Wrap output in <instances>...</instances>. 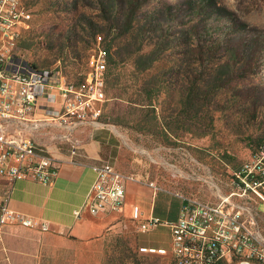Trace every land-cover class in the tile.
<instances>
[{
    "label": "rangeland",
    "instance_id": "374dc122",
    "mask_svg": "<svg viewBox=\"0 0 264 264\" xmlns=\"http://www.w3.org/2000/svg\"><path fill=\"white\" fill-rule=\"evenodd\" d=\"M22 1L32 19L16 37L17 56L58 69L65 85L88 93L85 79L92 59L99 50L104 52V98L90 103L89 117L115 131L137 179L148 171L158 181L164 192L158 194L156 206L164 208L168 200L180 202L167 190L214 201L212 191L202 186V176L209 169L226 179L264 137V0ZM129 8L135 12V27L142 26L149 38L142 59L151 61L149 53L159 48V61L145 74L135 73L131 66L139 55L124 69L121 62ZM132 43L131 51L141 45ZM113 60L117 67L111 65ZM123 72H134L135 92L150 77L158 80L151 105L142 109L123 101ZM114 74L119 76L118 98ZM61 116L13 124L10 131L33 141L53 137L66 125L65 109ZM140 119L155 124L156 132L139 131ZM260 210L264 212V205ZM130 226L75 242L39 229L7 225L0 230V264L172 263L170 253L139 252L140 246L170 250L168 230L144 234Z\"/></svg>",
    "mask_w": 264,
    "mask_h": 264
},
{
    "label": "built area",
    "instance_id": "2783aa9c",
    "mask_svg": "<svg viewBox=\"0 0 264 264\" xmlns=\"http://www.w3.org/2000/svg\"><path fill=\"white\" fill-rule=\"evenodd\" d=\"M31 19L32 13L22 0H0V176L52 185L60 174L58 164L33 140L12 134L10 127L56 120L64 109L65 127L68 119L95 122L89 117V107L92 101L104 98L106 59L102 50L93 57L85 79L88 93L73 84L65 85L58 69L39 67L15 54L16 37ZM71 155H77L74 145ZM94 169L96 180L87 209L92 215L119 211L125 203L126 183L135 178L110 162ZM200 181L212 191L214 201L175 192L182 206L174 220L153 215L142 221L139 207L134 208L140 233L166 228L170 235V250L140 246L139 252L156 256L170 253L171 264H264V212L260 210L264 205V137L248 160L226 179L217 178L208 169ZM150 186L156 197L159 186ZM75 215L80 217L81 210ZM9 224L49 231L47 223L13 211L7 194L0 200V230Z\"/></svg>",
    "mask_w": 264,
    "mask_h": 264
},
{
    "label": "crops",
    "instance_id": "0c3cea01",
    "mask_svg": "<svg viewBox=\"0 0 264 264\" xmlns=\"http://www.w3.org/2000/svg\"><path fill=\"white\" fill-rule=\"evenodd\" d=\"M68 123L69 126L63 127L61 132L58 130L55 136L34 141L42 148L43 154L60 167L56 181L52 185H44L32 180H8L0 176V200L9 194V206L13 211L33 217L38 223H47L48 234L75 242L97 239L117 228L127 230L130 225L138 230L133 213L135 207H139L142 221L153 215L170 220L178 218L181 200H168L164 208L156 206L158 195H153L150 184L158 186V181H153L148 171L138 174L140 179L134 176V168L126 164L128 154L109 125L71 122L69 119ZM73 145L77 148L75 156L71 155ZM102 162H110L121 173L135 180L127 181L125 203L119 211L92 215L86 204L96 180L94 166ZM159 188V193L164 192L163 188ZM169 191L174 198V192ZM78 210H81L80 217L75 215Z\"/></svg>",
    "mask_w": 264,
    "mask_h": 264
},
{
    "label": "trees",
    "instance_id": "16d2710c",
    "mask_svg": "<svg viewBox=\"0 0 264 264\" xmlns=\"http://www.w3.org/2000/svg\"><path fill=\"white\" fill-rule=\"evenodd\" d=\"M129 10H130L128 13L129 23H127L125 25L124 30H123V36L126 37L125 41L127 43L125 45H123V60L121 62H123V69H124V65L128 64V61L133 56L139 55L136 58V60H133L131 66L134 68L135 73L145 74L146 72H149L150 70H152L154 64L159 61L158 60L159 48H158V46L157 47L155 46L152 49L151 53H149L148 56L152 57L151 61H149L148 59H142L143 57H146V56H144L140 53H142L144 51V47L147 46V44H148L147 40L149 38L148 37L146 38L145 29H143L142 26H140L139 28L135 27V25H134L135 12H134L133 8H129ZM131 38H133L134 41H130ZM132 42L140 43L142 46L140 45L139 48H137L134 51H131V47L133 44ZM160 50H162V49H160ZM117 55L120 56V53L119 54L117 53ZM121 56H122V53H121ZM111 65L114 67H117L118 63H116L113 60ZM133 73L125 75L123 72V101L127 102L128 104H130L132 106L141 107L142 109H144L147 106L151 105L150 100L152 98V95L154 94L155 87H157L156 83H158L157 82L158 80L156 78L150 77L148 80H145L144 83L141 82L138 86V92H135L134 88L137 89V85L132 84V82L135 81V80H133L134 75H135ZM113 77H114V85L116 86V87L113 86V88H115V90H116L115 94L117 95L115 97L118 98V96L121 94L120 88L117 87L118 85H120L119 76L114 74ZM147 83L152 85V86H148ZM148 87H150L149 90L147 89ZM138 123L139 124L136 127L139 129V131H144V132H148V133H155L156 132L155 124H150L149 122H146V120H142V119H140L138 121Z\"/></svg>",
    "mask_w": 264,
    "mask_h": 264
}]
</instances>
